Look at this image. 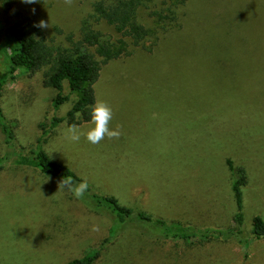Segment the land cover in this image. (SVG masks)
Masks as SVG:
<instances>
[{"label":"rangeland","instance_id":"obj_1","mask_svg":"<svg viewBox=\"0 0 264 264\" xmlns=\"http://www.w3.org/2000/svg\"><path fill=\"white\" fill-rule=\"evenodd\" d=\"M95 1L13 0L10 17L0 11V41L4 28L23 17L49 22L40 31L52 55L78 41L83 24L114 40L112 28L93 18ZM163 2L178 5L174 27L157 41L148 39L145 49L128 47L127 56L102 64L93 85L95 102L113 110L110 129L121 126L119 139L91 144L82 135L71 142L60 124L43 149L87 179L91 191L124 206L169 222L240 230L227 240L156 241L126 221L92 264H264V239L249 235L253 216L264 221V102L254 100V125H242L250 122L243 107L249 102L242 98L264 92V66L257 62L264 61V0H154L159 9ZM152 9L140 7L138 21L151 26ZM6 67L0 53V73ZM44 71L18 70L1 89L2 121L24 152L34 146L40 126L48 128L73 101L63 83L67 100L56 107L55 92L41 84ZM79 127L86 133L94 125ZM4 152L0 136V156ZM249 153L254 164L244 157ZM225 159L250 180L240 188V228ZM94 223L99 232L91 231ZM109 225L105 214L58 191V181L32 168L0 171V264H66L96 249Z\"/></svg>","mask_w":264,"mask_h":264},{"label":"trees","instance_id":"obj_2","mask_svg":"<svg viewBox=\"0 0 264 264\" xmlns=\"http://www.w3.org/2000/svg\"><path fill=\"white\" fill-rule=\"evenodd\" d=\"M180 1L183 3L185 0ZM13 4V0H0V11L10 17ZM143 5L146 10L150 6L153 8L148 13L152 18L151 26H145L138 21L137 12ZM163 5L166 3L163 2ZM177 6L172 2L159 9L160 6L154 0L95 1L91 5L93 18L111 27L117 38H105L92 29L90 24H83L78 41L67 50L57 49L54 55L41 40L40 28L34 27L35 22L29 18H18L7 25L0 41V53L7 62V67L0 73V101L2 86L8 79L13 78L16 71L23 70L33 74L43 67L45 71L42 73L41 84L55 92L58 99L56 107L67 100V96H61L63 83L66 84L68 95L73 97V101L62 117L51 118L48 128L40 126V134L34 146L25 152L16 145L13 131L2 121L0 106V136L5 149L0 156V171L7 165H13L32 168L58 182L65 176L81 179L45 152L43 145L48 134L60 124L68 126L75 123L80 126L90 122L91 106L95 103L93 85L99 78L101 65L127 56L128 47L145 49L143 45L148 39L157 41L158 35L170 31L176 21ZM225 164L233 175L230 190L236 208L234 222L240 228L243 221L240 188L246 184V179L241 167L234 169L229 159H225ZM78 201L90 210L105 214L110 225L105 239L96 249L87 251L83 256L66 264H92L99 252L119 235L121 225L126 221L139 227L140 236L156 241L177 240L192 243L195 240L238 238L240 234L239 229L230 231L212 226L198 227L190 222H169L150 212L124 206L115 197L93 192L90 187ZM249 235L254 239H264V221L258 215L251 218Z\"/></svg>","mask_w":264,"mask_h":264},{"label":"clouds","instance_id":"obj_3","mask_svg":"<svg viewBox=\"0 0 264 264\" xmlns=\"http://www.w3.org/2000/svg\"><path fill=\"white\" fill-rule=\"evenodd\" d=\"M22 2L26 4H35L38 0H22ZM64 3L70 6L73 0H64ZM32 11L34 13L35 9H32ZM33 26L40 29H47L50 27L49 22L43 19L36 22ZM90 117L94 127H91L84 133L77 124L73 123L66 128V138L71 142H79L81 136L84 135L91 144H99L105 137L108 139H119L122 134L121 126L117 125L115 129H110L109 124L113 119V110L107 102L96 100L94 105L91 106ZM48 179H50V177H47V180ZM88 189L89 183L87 179L78 180L72 176H65L58 182V191H66L78 200L84 197ZM100 230L99 224L94 223L91 227V231L93 232H99Z\"/></svg>","mask_w":264,"mask_h":264},{"label":"crops","instance_id":"obj_4","mask_svg":"<svg viewBox=\"0 0 264 264\" xmlns=\"http://www.w3.org/2000/svg\"><path fill=\"white\" fill-rule=\"evenodd\" d=\"M257 62H259L261 65L264 66V61L260 57L258 58ZM263 70L264 69H262V71H259V73L261 74V77H264V71ZM259 82H262V80H259ZM252 90H254V88ZM256 90H258L255 93L256 96H254V93H252L251 95L246 96V98H242L243 101L245 100V101L249 102V103L245 104L243 107L245 109L246 115H248V117H250V122L248 124H242L241 123L246 128H251L254 125V111H255V110H253L254 100H258L257 102H264V101H261V100H264V92L260 91L259 89H256ZM262 112L264 113V111H262ZM253 135L254 134L252 133V136ZM252 141H254V137L252 138ZM244 157H247L248 159H250L251 163L254 164V154L253 153H249L247 156H244ZM246 179L250 183V180L247 176H246Z\"/></svg>","mask_w":264,"mask_h":264}]
</instances>
